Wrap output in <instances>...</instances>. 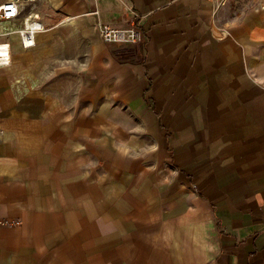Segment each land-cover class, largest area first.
I'll list each match as a JSON object with an SVG mask.
<instances>
[{
    "label": "crops",
    "instance_id": "1",
    "mask_svg": "<svg viewBox=\"0 0 264 264\" xmlns=\"http://www.w3.org/2000/svg\"><path fill=\"white\" fill-rule=\"evenodd\" d=\"M21 1L42 29L0 68V264H264V0ZM130 9L121 63L98 23Z\"/></svg>",
    "mask_w": 264,
    "mask_h": 264
},
{
    "label": "built area",
    "instance_id": "2",
    "mask_svg": "<svg viewBox=\"0 0 264 264\" xmlns=\"http://www.w3.org/2000/svg\"><path fill=\"white\" fill-rule=\"evenodd\" d=\"M215 10L227 6L231 0H209ZM21 0H2L0 2V68L12 65V37L19 34L23 49L28 50L35 47V35L41 31L39 24L32 20L39 16H22ZM132 19V26L128 29H117L102 23H98L99 35L106 43H116L120 47L116 50L115 56L121 63H138L145 58L143 50L144 37L141 30L134 21L139 14L134 10L128 13ZM8 25V26H7ZM22 25V27H21ZM18 224V222L3 221L1 225Z\"/></svg>",
    "mask_w": 264,
    "mask_h": 264
},
{
    "label": "rangeland",
    "instance_id": "3",
    "mask_svg": "<svg viewBox=\"0 0 264 264\" xmlns=\"http://www.w3.org/2000/svg\"><path fill=\"white\" fill-rule=\"evenodd\" d=\"M21 51L19 49H17V45L14 43V56L18 57L21 56Z\"/></svg>",
    "mask_w": 264,
    "mask_h": 264
}]
</instances>
